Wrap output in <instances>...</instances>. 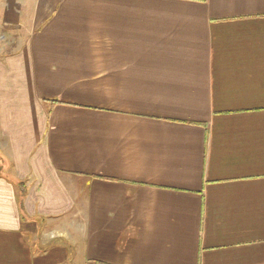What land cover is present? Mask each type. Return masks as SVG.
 I'll return each mask as SVG.
<instances>
[{
  "label": "crops",
  "instance_id": "0c3cea01",
  "mask_svg": "<svg viewBox=\"0 0 264 264\" xmlns=\"http://www.w3.org/2000/svg\"><path fill=\"white\" fill-rule=\"evenodd\" d=\"M0 264H264V0H0Z\"/></svg>",
  "mask_w": 264,
  "mask_h": 264
},
{
  "label": "rangeland",
  "instance_id": "374dc122",
  "mask_svg": "<svg viewBox=\"0 0 264 264\" xmlns=\"http://www.w3.org/2000/svg\"><path fill=\"white\" fill-rule=\"evenodd\" d=\"M6 46H8L7 45V43H3V42H0V49L3 51L4 50V48L6 47Z\"/></svg>",
  "mask_w": 264,
  "mask_h": 264
}]
</instances>
